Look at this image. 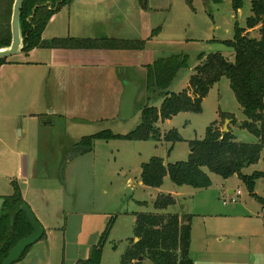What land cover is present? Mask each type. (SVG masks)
Segmentation results:
<instances>
[{
  "label": "rangeland",
  "instance_id": "1",
  "mask_svg": "<svg viewBox=\"0 0 264 264\" xmlns=\"http://www.w3.org/2000/svg\"><path fill=\"white\" fill-rule=\"evenodd\" d=\"M110 1L113 0H107L106 3ZM91 2L92 0L88 4ZM79 5L83 6L84 3ZM114 7L108 10L110 22L106 38L146 41L153 37L156 40L153 41V49L148 52L150 60L165 58L172 54L187 56L188 66L179 71L171 87L173 93H179L187 88L194 67L199 64L196 58L198 54L219 53L232 63L233 51L222 42L232 40L235 26L244 28L246 19L251 16V0H242V6L238 10L233 9L230 0H222L220 3L212 0H192L190 5L186 0H116ZM68 8H64L58 17L66 20ZM89 9L92 8L82 7V11ZM79 12L80 8L75 14ZM151 29L154 32L158 29L159 31L152 36ZM249 36L258 38V31H250ZM23 57L24 54L18 56ZM15 59L17 57H11L8 62ZM11 71L16 81L8 91L16 93L15 95L11 96L6 92L7 89L3 87L2 79L0 80V106L2 105L0 137L9 142L18 138L19 128L16 126L24 121L25 116H22L23 113L21 114L18 109V103L23 100L19 97V94H23L19 81L25 76L31 74L36 76L33 73H39L21 67ZM124 74L125 79H134L140 86L146 70L145 74L144 71L138 73L129 70ZM120 77L124 78L121 69L118 70V78ZM2 91L6 95L2 94ZM140 93L139 91L135 100L136 105L143 103ZM53 101L54 99L47 97L46 93L36 104L34 114L40 118L46 117L45 112H51L52 109L47 104L49 102L52 106ZM61 101L57 99L56 106ZM160 104L161 101H157L154 106L158 108ZM200 107L199 113H180L168 121L157 124L162 136L159 142L124 140L94 142L92 151L82 154L85 155L83 158L75 151V145L81 138L102 131L126 135L139 124L140 113L134 112L126 121H119L112 115L113 118L109 117L101 123H92L88 125L89 127L76 126L70 131V135L65 133V119L50 117L54 120L55 129L48 127L43 134L51 140V143L43 144L48 151L44 166L59 182H64L67 175L71 183L65 193L66 210L70 212L66 219L65 242L50 256L52 264H76L82 258L79 255L84 253L78 241L91 243L90 237L95 235L92 230L101 228L100 224H105L112 217L114 222L102 249L100 264H119L128 246V240L133 236L134 214L155 213L153 202L159 194H169L175 199V205L167 209L168 213L191 216L189 252L193 264H264L261 206L236 176L222 179L203 169L209 176L211 185L200 191L187 186L176 187L167 176L159 189L148 188L140 183L141 165L152 158H160L165 164L187 161L192 151L190 142L202 140L206 128L213 122H220L221 114L233 116L235 123H230L229 128L231 127L237 142L248 144L257 142L254 136L239 127L245 117L225 78L209 90ZM220 124L223 131L224 121ZM171 130L177 132L181 138L180 142L171 144L163 140L165 134ZM22 143L23 139L15 144L17 146ZM42 154L40 151L43 159ZM70 158H73L72 162L66 165ZM255 171L264 173V146L259 162L244 169L243 173L250 175ZM229 189L239 191L240 194L236 197L235 203L223 205V201L228 202L234 194L229 197L227 193ZM253 193L264 200V179L255 181ZM89 212L95 216L93 214L89 217ZM101 230L103 231L104 227ZM91 248L87 250L86 259ZM143 264L150 263L145 260Z\"/></svg>",
  "mask_w": 264,
  "mask_h": 264
},
{
  "label": "trees",
  "instance_id": "2",
  "mask_svg": "<svg viewBox=\"0 0 264 264\" xmlns=\"http://www.w3.org/2000/svg\"><path fill=\"white\" fill-rule=\"evenodd\" d=\"M72 0H24L20 12L21 52L27 54L33 49L63 50H123L142 51L145 41L115 39H74L55 38L43 41L41 35L51 17ZM192 0H186L188 5ZM220 3L222 0H212ZM234 10L242 6V0H230ZM14 0H0V49L10 46V20ZM258 31L259 37L249 36L250 31ZM159 29L152 33L156 34ZM222 44L233 51L234 61L225 60L219 53L198 54L199 64L194 67L188 86L179 93L171 92V87L180 70L187 68L185 55H170L159 58L146 67V75L140 85L143 103H134V112L140 113V122L126 135H114L110 131L83 137L75 145L77 154L92 151L96 141H154L162 139L157 124L172 119L180 113H199L201 102L222 78L229 87L236 103L241 108L245 120L239 127L254 136L256 143H240L228 127L221 130V122L228 119L235 123L233 116L221 114L220 122H213L205 131L202 140L190 142L192 152L187 161L165 164L160 158H152L141 165L140 183L142 186L159 189L167 176L176 186H187L197 191L211 185L209 176L203 171L215 174L222 179L236 176L248 189L250 195L261 206V219L264 228V200L253 193L255 181L264 179V173L250 175L243 170L256 165L264 146V0H251V16L246 19L244 28L235 26L232 40ZM9 59L0 61V67ZM138 85V84H137ZM161 101L160 106H154ZM168 143L180 142L175 130L163 137ZM14 193L5 197L0 211V264H3L10 250L21 239L32 233L23 209L27 207L21 197L18 185L12 182ZM144 204V203H143ZM175 205L171 195L159 194L153 202L155 213H136L133 236L120 258L119 264H193L190 257L191 216L168 213ZM114 218L109 219L98 242L87 259L76 264H100L102 249L107 241ZM138 240L134 242V240ZM30 248V247H29ZM28 248V249H29ZM28 249L22 254L19 262ZM142 258V262L138 259ZM16 262V263H17Z\"/></svg>",
  "mask_w": 264,
  "mask_h": 264
},
{
  "label": "crops",
  "instance_id": "3",
  "mask_svg": "<svg viewBox=\"0 0 264 264\" xmlns=\"http://www.w3.org/2000/svg\"><path fill=\"white\" fill-rule=\"evenodd\" d=\"M89 1L72 0L68 6L66 20L58 15L67 7L55 13L46 25L41 39L43 41L55 38L108 39L106 38L110 22L108 10L115 8L116 0L108 3H106L107 0H92L88 4ZM82 3H84L83 6L79 5ZM146 4L145 1V11L148 9ZM82 7L92 9L82 11ZM78 8L80 12L75 14ZM151 32H154L153 29ZM155 40L153 37L146 40L142 51L33 49L27 54L20 51L15 56L17 59L10 60L0 67V80L2 79V85L6 87L8 93V89L10 90L16 81L12 69L21 67L39 72L33 73L36 76L31 74L19 81L22 86L20 91H23L19 97L23 100L18 103V109L21 114L23 113L22 116H25L24 121L16 126L19 128L18 138L9 142L0 137V180H2L0 187L3 188L0 189V198L14 193L12 185L14 181L18 185L23 201L43 229L42 238L28 249L17 264H52L50 256L65 242L66 219L70 214L66 210L65 193L71 183L69 177L64 174L65 181L59 182L56 176L49 174L47 167L44 166L48 151L43 144L51 143V140L43 134L48 127L55 129L54 120L50 117L65 119L66 135H70V131L76 126L89 127L88 125L92 123H101L109 117L113 118L112 115L117 118L123 82L129 81L136 84L134 79H125L124 73L129 70L138 73L144 71L145 74L146 67L156 61L155 58L150 60L148 55V52L153 49ZM19 54H24V57L18 58ZM120 69L124 78L119 79L118 70ZM137 87L136 98L140 86L137 85ZM46 93L47 97L54 101L52 106L49 102L47 104L52 107L51 112L46 111V117L40 118L34 114V111L39 99ZM9 94L12 96L16 93ZM57 99L62 101L56 106ZM74 122L85 124H73ZM22 139L24 143L16 146L15 143ZM40 151L43 152V159ZM83 156L85 155H81L82 158ZM72 159L70 158L66 165H69ZM227 193L230 197L235 191L229 189ZM93 214L89 212L88 215L92 217ZM108 221L105 224L101 223V228L92 230L95 235H91V243L85 244L78 241L84 249V253L79 255L82 257L81 260H85L87 250L96 245L104 231L101 229L103 227L105 229Z\"/></svg>",
  "mask_w": 264,
  "mask_h": 264
},
{
  "label": "water",
  "instance_id": "4",
  "mask_svg": "<svg viewBox=\"0 0 264 264\" xmlns=\"http://www.w3.org/2000/svg\"><path fill=\"white\" fill-rule=\"evenodd\" d=\"M23 2L24 0H14L10 20L11 43L9 47L0 49V61L16 56L22 49L23 43L21 39L19 20ZM137 89L138 87L135 83L129 81L123 82V93L120 99L119 112L117 116L119 121H126L134 114V103L137 95ZM230 123L231 120L224 121L223 132H228ZM4 202V199L0 198V211ZM23 211L29 225L31 226L32 233L28 237H25L17 242V244L8 253L3 264H15L21 258L26 249L33 246L42 238L43 229L31 210L28 207H25ZM137 241L138 240H135V242ZM142 260V258H139L138 262H142Z\"/></svg>",
  "mask_w": 264,
  "mask_h": 264
},
{
  "label": "built area",
  "instance_id": "5",
  "mask_svg": "<svg viewBox=\"0 0 264 264\" xmlns=\"http://www.w3.org/2000/svg\"><path fill=\"white\" fill-rule=\"evenodd\" d=\"M239 194H240L239 191L235 192V193L229 198L228 202L223 201V205H226V204H228V203H235V202H236V197H238Z\"/></svg>",
  "mask_w": 264,
  "mask_h": 264
}]
</instances>
